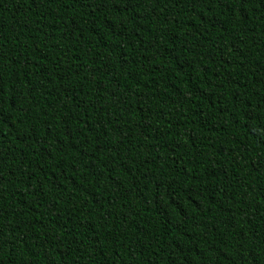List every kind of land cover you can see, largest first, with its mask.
<instances>
[{
	"label": "trees",
	"instance_id": "1",
	"mask_svg": "<svg viewBox=\"0 0 264 264\" xmlns=\"http://www.w3.org/2000/svg\"><path fill=\"white\" fill-rule=\"evenodd\" d=\"M0 264H264V0H0Z\"/></svg>",
	"mask_w": 264,
	"mask_h": 264
}]
</instances>
